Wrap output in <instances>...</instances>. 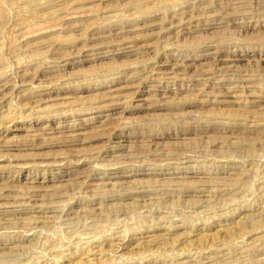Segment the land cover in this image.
<instances>
[{"label": "rangeland", "instance_id": "obj_1", "mask_svg": "<svg viewBox=\"0 0 264 264\" xmlns=\"http://www.w3.org/2000/svg\"><path fill=\"white\" fill-rule=\"evenodd\" d=\"M5 83L0 264H264V0H0Z\"/></svg>", "mask_w": 264, "mask_h": 264}, {"label": "bare ground", "instance_id": "obj_2", "mask_svg": "<svg viewBox=\"0 0 264 264\" xmlns=\"http://www.w3.org/2000/svg\"><path fill=\"white\" fill-rule=\"evenodd\" d=\"M64 6V5H63ZM67 19V18H66ZM208 53V52H207ZM174 73H177V71L176 72H174ZM173 73V74H174ZM184 73V72H183ZM177 75V74H176ZM162 78V77H161ZM166 78V77H165ZM25 82V81H24ZM8 85H7V83H5V84H3V85H0V88H6ZM21 90V89H20ZM117 250V249H116Z\"/></svg>", "mask_w": 264, "mask_h": 264}]
</instances>
